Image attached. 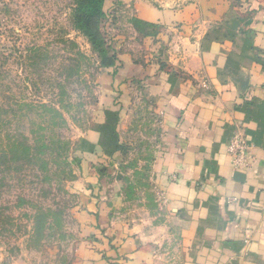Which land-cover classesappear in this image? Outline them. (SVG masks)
<instances>
[{"label": "rangeland", "instance_id": "1", "mask_svg": "<svg viewBox=\"0 0 264 264\" xmlns=\"http://www.w3.org/2000/svg\"><path fill=\"white\" fill-rule=\"evenodd\" d=\"M246 1L264 13V0ZM134 2L106 0L103 63L75 29L73 0H0V264H90L98 242L83 211L98 199L114 230L134 239L157 229V253L179 256L164 210L162 119L138 79L116 89L123 54L143 64L167 48L154 50L167 28L146 26ZM15 140L14 162L3 153Z\"/></svg>", "mask_w": 264, "mask_h": 264}, {"label": "crops", "instance_id": "2", "mask_svg": "<svg viewBox=\"0 0 264 264\" xmlns=\"http://www.w3.org/2000/svg\"><path fill=\"white\" fill-rule=\"evenodd\" d=\"M232 3L135 0L139 20L167 28L154 50L167 48L143 64L123 54L116 89L138 79L162 119L164 210L180 254L157 253V229L134 239L114 230L98 199L83 211L98 242L90 264H264V13ZM113 79L104 77L108 91ZM238 132L251 170L235 169L228 154Z\"/></svg>", "mask_w": 264, "mask_h": 264}, {"label": "trees", "instance_id": "3", "mask_svg": "<svg viewBox=\"0 0 264 264\" xmlns=\"http://www.w3.org/2000/svg\"><path fill=\"white\" fill-rule=\"evenodd\" d=\"M75 2L74 8V26L75 29L88 39L93 50L102 57L103 63H105L110 57V53L106 48V42L100 32V21L104 16V5L106 0H73ZM148 27H155L153 24L146 23ZM116 60V56L111 58ZM20 146L22 143L19 140H15L12 144L10 142L9 152L3 153V156L13 154L14 159L18 161L17 157L20 156ZM29 151V147H26ZM27 151V152H28ZM26 153V151L24 150ZM29 153V152H28ZM21 159V158H19Z\"/></svg>", "mask_w": 264, "mask_h": 264}, {"label": "built area", "instance_id": "4", "mask_svg": "<svg viewBox=\"0 0 264 264\" xmlns=\"http://www.w3.org/2000/svg\"><path fill=\"white\" fill-rule=\"evenodd\" d=\"M228 154L235 169L251 170L255 166L256 159L252 155L250 146L241 132L236 133L232 137L228 146Z\"/></svg>", "mask_w": 264, "mask_h": 264}, {"label": "water", "instance_id": "5", "mask_svg": "<svg viewBox=\"0 0 264 264\" xmlns=\"http://www.w3.org/2000/svg\"><path fill=\"white\" fill-rule=\"evenodd\" d=\"M245 87H246V85H245ZM245 87L242 86L243 89H245Z\"/></svg>", "mask_w": 264, "mask_h": 264}]
</instances>
